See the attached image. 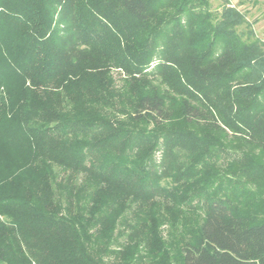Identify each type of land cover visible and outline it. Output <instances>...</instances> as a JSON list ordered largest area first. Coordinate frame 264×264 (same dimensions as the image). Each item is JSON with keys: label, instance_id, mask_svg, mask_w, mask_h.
<instances>
[{"label": "trees", "instance_id": "obj_1", "mask_svg": "<svg viewBox=\"0 0 264 264\" xmlns=\"http://www.w3.org/2000/svg\"><path fill=\"white\" fill-rule=\"evenodd\" d=\"M235 1L0 0V264H264Z\"/></svg>", "mask_w": 264, "mask_h": 264}, {"label": "rangeland", "instance_id": "obj_2", "mask_svg": "<svg viewBox=\"0 0 264 264\" xmlns=\"http://www.w3.org/2000/svg\"><path fill=\"white\" fill-rule=\"evenodd\" d=\"M212 2L215 9L221 10L223 0H212ZM234 5L245 14L256 35L264 41V0H238L234 2ZM122 75L120 71H114L118 83H120ZM156 157L159 160L160 153Z\"/></svg>", "mask_w": 264, "mask_h": 264}]
</instances>
